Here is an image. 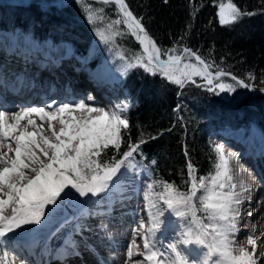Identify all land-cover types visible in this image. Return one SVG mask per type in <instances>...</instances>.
Here are the masks:
<instances>
[{
	"label": "snow or ice",
	"instance_id": "1",
	"mask_svg": "<svg viewBox=\"0 0 264 264\" xmlns=\"http://www.w3.org/2000/svg\"><path fill=\"white\" fill-rule=\"evenodd\" d=\"M110 2L103 0L104 4ZM114 3L123 18L116 19L114 23H123L142 48V54L134 55L132 60H125L121 55L126 69L139 67L146 72L159 73L180 88L189 83L196 84L197 77L205 82L203 86L209 92L217 89L234 92L237 87H253L251 81L255 76L251 72L246 78H240L217 66L215 61L209 63L187 46L180 54H176L179 50L175 47L162 49L146 30L141 18L129 10L125 0H114ZM251 14L242 12L232 0H228L227 4H219L217 15L221 25H229L243 15ZM87 18L90 23L94 22L90 10ZM97 35L105 43H114V37L121 32L114 31L112 36H108L98 31ZM165 56L167 58L163 59ZM224 77H230L234 83L224 82ZM54 104L24 107L11 113L0 111V244L10 233L27 225L40 224L48 206L56 205L63 198L62 194L66 196L74 191L79 197H96L106 193L124 174L122 169L135 167L134 154L140 151L141 144L147 142L141 139L125 145L124 133L130 123L123 115V109L108 112L90 106L84 100ZM33 115L47 122L51 136L44 135L43 125H37L31 118ZM25 120L26 124L22 123ZM54 122L59 124L58 130ZM122 145L126 150L121 151ZM4 148H7L6 152L2 151ZM110 149L114 154L103 159ZM215 151L219 161L215 175L198 178L193 164L188 162L187 191H181L177 185L167 181H153L147 185L148 225L141 220L133 230L134 237L139 235L143 240V251L139 250L134 238L128 246L125 264H133L134 255L142 257L134 264H258L257 241L260 237L247 236L251 251L243 245L237 246L236 241L241 230L240 219L245 214L242 205L251 199V185H246L243 180L237 185L234 181L223 145H217ZM154 185H161L163 190L154 192ZM161 203L165 207H161ZM198 211L203 212L204 217L198 215ZM165 212L184 222L179 245L197 247L181 251L178 245L170 244L167 254L159 250L157 232ZM246 215L252 216V210H248ZM0 264H8L7 252L0 256Z\"/></svg>",
	"mask_w": 264,
	"mask_h": 264
},
{
	"label": "trees",
	"instance_id": "2",
	"mask_svg": "<svg viewBox=\"0 0 264 264\" xmlns=\"http://www.w3.org/2000/svg\"><path fill=\"white\" fill-rule=\"evenodd\" d=\"M125 2L162 49L175 47L179 50L176 54H180L187 46L209 63L215 61L217 66L240 78L253 73L252 84L264 83V0H232L242 12L252 14L243 15L229 25H221L217 15L219 4H227L228 0ZM89 10L93 13V23L87 18ZM116 19L123 18L115 6L102 2L76 0L66 7L49 5L42 11L38 5H15L9 0H0V29L6 32L32 36L36 43L42 41L49 47L67 45L70 53L91 57L90 64L94 68L103 67V62L109 59H119L113 65L114 70H122L120 86L128 100L123 115L130 123L124 133L125 145L141 139L147 142L134 154L135 167L122 169L124 174L113 182L112 188L120 186L127 174L139 173L147 185L167 181L187 191L189 161L198 178L215 175L219 161L216 146L208 142L210 134L243 129L248 136L255 131L264 139V95H253L241 87L234 92L218 89L209 92L198 77L196 84L180 88L159 73L146 72L139 67L126 69L125 60L141 55L142 48L123 23H114ZM98 31L106 35L120 31L121 35L114 37V43H105L97 35ZM121 55L125 60H121ZM222 79L234 83L229 77ZM123 150H126L124 145ZM112 154L110 149L103 159ZM162 190L161 185H154V192ZM199 195L198 209L201 207ZM198 215L204 217L205 214L198 211ZM177 221L183 229L184 222L179 218ZM188 247L197 246L188 244Z\"/></svg>",
	"mask_w": 264,
	"mask_h": 264
},
{
	"label": "rangeland",
	"instance_id": "3",
	"mask_svg": "<svg viewBox=\"0 0 264 264\" xmlns=\"http://www.w3.org/2000/svg\"><path fill=\"white\" fill-rule=\"evenodd\" d=\"M75 1L76 0H9L11 4H15V5H23L25 3L38 5L42 11H46L49 8V5H54L57 6L58 8H61V7L69 6ZM89 1L103 3L102 0H89ZM42 6H44V8ZM0 33H1L0 35L1 38H5L4 40L11 39L12 43L17 42L20 44V43H24L22 41H25L27 44L28 42H32L30 38H24V36L20 37V36H16L15 34H10V33L6 34L2 31H0ZM111 34L112 33H107L108 36ZM38 47L40 51L38 50L35 51L44 53L43 51L46 47L41 45ZM66 50L67 47L63 45V47H60L57 51L53 53V56L60 57L61 55L65 54ZM27 52L31 53V50L27 49ZM91 53H93V51H91ZM67 60L69 61L70 64L76 65L77 67L79 66V64L83 66L84 70L80 68L83 71V73L86 75L94 76V78H96L101 84L106 85L104 81L98 79L97 76H99L100 78L101 76H103L104 79L110 84V86L111 85L114 86V83L117 84L118 82L120 83L122 70L120 71L114 70V65H113L115 60L116 62L119 60L118 58H115L114 61L112 59H109L103 62L104 66L101 68L99 67L89 68L87 64L89 62L88 58L87 59L69 58ZM87 69L91 70V72H88ZM252 85H253L252 87L253 89L257 88L258 90L264 87V83L261 82H254ZM89 88L84 86L77 93L71 89L68 91V93H59L58 95H53L51 97L46 98V100L40 103L22 101L21 102L23 103L22 107L13 104L11 105V107L7 109L0 108L1 109L0 111H7L11 113V112L19 111L21 108L29 107V106L45 107L46 105H52L53 102H55V104L53 105L55 106L61 103H71L73 101L79 102L80 100H84L90 106L102 108L108 112L118 111L120 109L125 108V105L124 107H118V106H114L110 102H102L103 105H105V107L95 104L94 102H100L105 100L96 97L100 100V101H96L97 99L93 96L91 90L88 91ZM109 94L110 93L106 94V96L107 95L109 96ZM72 96L74 97V99ZM89 97H91V99H88ZM125 104H127L126 96H125ZM76 115L79 116L81 114L76 113ZM94 115H99V113H94ZM31 118L36 121L37 125H41V124L43 125V128L45 130L44 135L51 136V132L48 131L47 122L41 121L40 117L36 115H33ZM54 124L56 129L58 130L60 127L59 124L57 122H54ZM29 131H32V128H29ZM241 134L243 135L241 131L232 134L221 132L220 135H216L214 138L211 139V144L214 146L217 145L224 146L225 155L228 157L229 167L231 169L230 174L233 176L234 181L237 182V185H239L240 181L238 182L235 180L237 178L236 176L238 175L240 177L242 176L241 179L244 182L247 176L250 182L256 187V189H259L261 191L259 195L257 194V196H253L255 197L254 198V200L256 201L255 206L257 207H252L251 209L250 208L248 209V210H252L253 213L257 214L258 207L262 205L264 208V183L263 184L259 183V179L257 178V176L255 177V175L254 176L252 175L251 171L253 170L250 168L248 164L245 163L244 160H242L241 156H243L244 151H246L245 149L242 148L243 145L247 144L246 142H249L248 143L249 146H254L252 140L256 141V139H258V141L261 143V146L263 147L264 140L257 135H254L252 140H250L247 139L244 135L241 136ZM229 138H234V139L238 138V140L240 139L239 141H241L242 146L228 144ZM124 179L125 180L121 182L120 186L116 188L110 187L106 193H101L99 196L96 197H92L90 195L88 197H79L77 193L73 194V192L66 196L62 194L63 198L61 200H58L56 205L48 206V208L46 209L45 217L44 219H42L40 224L27 225L28 227L33 229V232L26 237L28 241L24 243L25 244L29 243L33 247L36 245L42 247L43 245L45 244L47 245L50 243L53 245L63 243L64 240L66 239L72 240L75 243L77 241L80 242L82 240L81 234L84 231L83 226L92 225L91 221L87 219L88 216L90 217V215L93 214L91 217H94L96 215V212H98L99 210H103L105 212L107 210L105 205H107L108 202L120 203L122 201L126 205H121L120 207L116 208L115 212L119 213V216H123V223L119 224V226H121L122 230L125 231L126 236H124V240L126 239L127 242L129 241L131 243V241L135 238L137 244H139L140 246L139 250L143 251V240L140 238L139 235L134 237L133 230L138 227V223L141 220L145 222L146 226L148 225L147 201L145 200V195L148 191L147 183L145 182L143 176L139 175V173L127 174L126 176H124ZM160 206L165 207L164 205H162V203ZM110 207L111 204L108 205V208ZM243 210L245 212L246 208H244ZM262 213L258 215L257 221H259V219L261 218ZM169 215L170 214H168V212H165L164 216L160 218L161 220H163V223L160 225V228L157 232V237L159 241L157 247L159 248L160 251L166 252V254H167L166 250L168 249V246L170 244L178 245V248L181 251H183L184 249H190L188 247V244L182 246L179 245V241L183 238L181 234L184 228L183 229L181 228L182 226L178 223L176 217H171ZM97 216H101V215H97ZM243 216L244 215H242L240 219L241 230L245 231L246 229H250L252 227L255 228L257 226V222L255 220L253 221L247 220L248 224L246 222H243L244 220ZM244 225H246V227H244ZM111 227L112 225H108L109 231ZM111 231H119V230L117 226L114 224ZM240 231L236 236L237 246L243 245L247 247L249 251H251V247L247 245V239H246L249 233L240 235L239 234ZM254 237L257 236L255 235ZM126 240L124 242H126ZM13 242L16 241L14 240ZM259 242L261 241L258 240L257 243L259 244ZM126 247L127 248H123L121 252L120 250H117L116 252L117 256L124 258V261L122 263L119 262V264H125V262L127 261L128 245ZM124 250L126 253L122 252ZM261 250H262L261 248H258L257 250V256L259 257L258 264H262V262H260V258H264V256L261 255V253H263V251ZM55 251H61V249L59 248L58 250ZM9 253L11 254L12 252ZM11 256H14V254H11ZM140 259H142V257L132 259V262L134 263L136 260H140ZM189 259H191V257H189ZM25 262L27 264H30V262L27 261ZM95 264H100V263L96 261ZM101 264H108V263L102 262Z\"/></svg>",
	"mask_w": 264,
	"mask_h": 264
},
{
	"label": "bare ground",
	"instance_id": "4",
	"mask_svg": "<svg viewBox=\"0 0 264 264\" xmlns=\"http://www.w3.org/2000/svg\"><path fill=\"white\" fill-rule=\"evenodd\" d=\"M4 39L0 37V108L7 109L13 104L22 107V101L40 103L53 95L68 93L71 89L77 93L84 86L95 89L98 94H108L111 91L109 88L110 91L104 89L106 85L101 84L94 76L86 75L76 65L70 64L66 61L67 59H64L63 55L52 61L50 57L45 56L44 51V53H40L38 52L40 50L35 51V49L31 48L29 49L31 53H29L27 50L21 49V47L14 48L8 45ZM111 95L113 94L110 93L109 96ZM106 97L108 98V95ZM22 123L26 124V120L22 121ZM240 131L244 134V130ZM228 144L242 146L238 138H229ZM245 150L242 160L248 165L254 164L255 172L253 169L251 172H257L259 174L257 176L259 183L263 184L264 146L262 147L256 140L254 146H245ZM2 151L6 152L7 148L2 149ZM236 177V181L242 180V176L238 175ZM245 183L246 185H251L252 196L250 200H245L242 205L243 209L246 208L243 222L248 224L247 220H255L257 226L250 229L245 228L246 230H241L239 234L249 233L260 237L258 240L261 242H259L258 248H261L264 253V208L261 205L258 207L257 214L253 213L250 217L246 215L249 208L257 207L253 196L259 195L261 191L256 189L247 176ZM261 213L262 216L257 221L258 215ZM116 214L117 216L111 215L107 210L105 212L103 210L96 212V215L92 217L94 219V221H91L92 225L83 226L84 231L81 234L82 240L80 242L77 241L75 243L66 239L63 243L56 245L45 244L42 247L40 246V248L24 243L28 241L26 237L33 232L32 228L24 226L23 229L10 233L5 238V242L0 244V256L7 252L8 264H27L25 261L30 262V264H95L96 261H99L100 264L102 262L108 264L122 263L124 258L117 256L116 252L117 250L121 252L123 248H127L126 246H129L130 242H127L126 239V242H124L126 234L119 226V224L123 223V216H119V213ZM114 224L119 231H111ZM108 225H112L110 231L108 230ZM14 240L17 243L13 242ZM59 248L61 251H55ZM11 251L15 256L9 255ZM122 252H125V250ZM139 257L134 255L132 259ZM260 262L264 264V258H260Z\"/></svg>",
	"mask_w": 264,
	"mask_h": 264
},
{
	"label": "water",
	"instance_id": "5",
	"mask_svg": "<svg viewBox=\"0 0 264 264\" xmlns=\"http://www.w3.org/2000/svg\"><path fill=\"white\" fill-rule=\"evenodd\" d=\"M103 1V0H102ZM126 3V2H125ZM110 4H113L115 7H116V9H117V11H118V13H119V10H118V8H117V6L115 5V3H114V0H111V2H110ZM43 8H44V6H42ZM122 17V16H121ZM193 60H194V58H193ZM195 62V61H194ZM230 78V77H229ZM242 88V87H241ZM243 89H245V90H247L248 92H250L251 94H253V95H262V94H264V91H255L252 87L251 88H243Z\"/></svg>",
	"mask_w": 264,
	"mask_h": 264
}]
</instances>
